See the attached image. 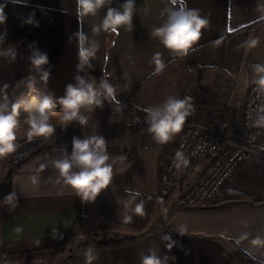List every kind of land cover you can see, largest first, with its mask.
Here are the masks:
<instances>
[{"label":"crops","instance_id":"obj_1","mask_svg":"<svg viewBox=\"0 0 264 264\" xmlns=\"http://www.w3.org/2000/svg\"><path fill=\"white\" fill-rule=\"evenodd\" d=\"M127 2L108 0L80 24L76 0H0L6 14L0 23V111L10 114L27 94L25 101L30 95L50 96L63 108L59 100L66 86L78 87L83 47L97 82L114 90L115 100L108 96V101L129 102L133 122L129 128L114 125L110 111L90 119L97 125L90 136L104 139L106 165L112 169L110 184L94 199L78 194L55 166L72 160L73 145L47 141L14 151L7 162L0 157V184L4 177L7 183L0 192V254L57 245L72 235L86 242L122 229L136 238L90 250L75 264H143L153 255L160 264H244L235 261L231 243L264 264V203L257 202L264 200V160L244 159L220 195L201 207L182 208L176 191L159 193L161 166L181 132L159 143L145 111L163 112L186 91L196 100L202 122L214 125L226 111L227 133L238 134L242 98L249 83L264 75L257 71L264 68V0H132L131 21L118 26L119 35L106 31L102 22L108 9L123 14ZM185 5L208 21L187 54L166 49L156 32ZM79 30L86 37L82 45ZM216 40L220 43L193 53ZM156 53L163 63L159 72ZM38 55L47 57L39 68L32 63ZM234 75L238 79L232 86ZM16 119L14 145L28 139L26 118L18 114ZM49 123L55 130L64 125L59 117ZM79 171L73 164L70 174ZM141 203L144 216L135 211Z\"/></svg>","mask_w":264,"mask_h":264},{"label":"clouds","instance_id":"obj_2","mask_svg":"<svg viewBox=\"0 0 264 264\" xmlns=\"http://www.w3.org/2000/svg\"><path fill=\"white\" fill-rule=\"evenodd\" d=\"M19 2V0H13ZM108 0H76L77 19L82 24V18L89 14L95 15L97 9L101 8ZM175 2V0H173ZM124 13L120 14L115 9L109 8L107 14L102 22V27L111 33L119 35L118 26L127 24L131 21L133 2H128L123 6ZM6 14L4 6L0 5V23H4ZM208 21L201 19L198 15V9L186 10V5L181 6L178 10L172 11L169 15L167 24L157 29L156 32L162 37V43L166 49L173 52H181L187 54L188 50L196 44L201 38V30L207 26ZM97 32V28H93ZM79 37L81 45L86 39L82 30H79ZM80 56L87 59L90 53L81 47ZM160 53H156L155 63L157 71L163 68V63L158 57ZM107 59V58H106ZM32 63L39 68L41 65L47 63L46 56H36ZM257 71L264 72V68H258ZM48 73L43 74L42 79L47 80ZM260 86L264 88V78L258 81ZM5 89L8 85L5 84ZM102 87L106 90L108 96L115 100L114 90L107 83ZM97 93L93 91L91 85L87 88L73 87L71 84L66 86V95L60 98L59 103L63 106L62 112L54 111L56 105L50 96L30 95L28 100L23 104H15L12 106L10 114H4L0 111V157L13 153L15 151L14 141L16 135L14 129L17 128L18 121L16 119L21 107L27 113L26 123L28 125L27 136L29 141L34 136H49L55 131L54 127L49 123L50 118L59 117L64 124L78 118L79 109L82 106H90L94 103L98 104L96 99ZM151 114V126L149 131L154 133V138L161 144H166L174 134L181 132L185 123V117L188 115L186 111V101L170 100L163 112H151L150 109H145ZM82 124L86 120L80 117ZM73 157L72 160L64 159L56 162V168L59 169L60 174L65 177L67 184L82 194L84 199H94L101 191L105 189L111 182L112 169L106 165L108 156L105 152V141L102 137L84 140L73 141ZM179 155V153H177ZM73 164L81 168L78 173L70 174ZM43 169V165L41 166ZM35 182V178H33ZM11 199V197H9ZM137 215L144 216L143 203L135 209ZM131 222V218H127ZM259 241H253L258 243ZM171 248V245H168ZM92 257L89 256V260ZM143 264H160V260L154 255L143 258Z\"/></svg>","mask_w":264,"mask_h":264},{"label":"built area","instance_id":"obj_3","mask_svg":"<svg viewBox=\"0 0 264 264\" xmlns=\"http://www.w3.org/2000/svg\"><path fill=\"white\" fill-rule=\"evenodd\" d=\"M253 67L257 64L253 63ZM254 80L246 91L242 112L241 129L238 134L227 133V113L222 112L214 125L197 119V105L194 97L185 92L181 101H186L185 123L168 160L159 173V193L170 195L176 191V202L184 208L201 207L208 199L220 195L239 164L246 158L264 159V88ZM79 56L78 87L91 85L97 93L98 104L82 106L91 111H110L125 128L132 126L129 102H109L102 83ZM67 129L44 140L73 145V141L89 140L94 137L82 132L68 135ZM179 153V155L177 154ZM177 189V190H175Z\"/></svg>","mask_w":264,"mask_h":264},{"label":"rangeland","instance_id":"obj_4","mask_svg":"<svg viewBox=\"0 0 264 264\" xmlns=\"http://www.w3.org/2000/svg\"><path fill=\"white\" fill-rule=\"evenodd\" d=\"M237 75H234V77H232L231 79V85H235L237 78ZM255 80V78L249 83V85ZM248 85V87H249ZM247 87V89H248ZM246 89V91H247ZM30 92V91H29ZM186 92V91H185ZM184 92V93H185ZM183 93V94H184ZM32 94V93H31ZM24 95L19 101H17L18 104H23L26 97L28 96ZM183 96V95H182ZM246 96V93H245ZM245 96H243L242 98V110H241V121H242V112H243V108H244V100H245ZM182 100V99H181ZM196 102V100H195ZM10 103V102H8ZM56 107L53 109L54 111L57 112H62L63 108L59 107L57 104H55ZM9 106L6 107V109H8ZM98 112L95 111H91L89 109L86 108H80L79 109V113H78V117H82L86 120V123L82 124L80 122L79 118L73 119L69 122H67L66 124L63 125V127H60L59 129L55 130L53 132V134L51 135H55L58 134L59 132H62L63 130L67 129V134L68 135H74L76 133L82 132L87 136H90L91 133H93L97 128H96V123L92 122L90 119H93L95 116H99L100 114H97ZM19 116L26 118L27 113L23 111V108L21 107L20 111H19ZM106 118H108V114L105 115ZM54 117L50 118V120L52 121ZM110 120H115L113 122L114 125L118 124V126H122L120 120L115 119L112 116H109ZM132 121V119H131ZM52 123V122H51ZM56 124L54 123V126ZM133 125V122H132ZM56 127V126H55ZM132 127V126H131ZM56 129V128H54ZM43 137L45 136H34L31 141H29V139H26L24 141H19L16 145H15V151L19 152V148L27 146L26 149L28 147H34L35 144H40V143H45L47 142V140H44ZM51 142V141H50ZM54 142V141H52ZM25 149V150H26ZM25 150H21L25 151ZM14 153V152H13ZM13 153H10L8 155H6L5 157H3L2 159H4L5 162L9 161L10 156L13 155ZM6 177L3 178L2 182H1V188H0V192H2V194L6 191ZM181 207V206H180ZM184 208V207H182ZM188 208V207H187ZM134 238H136V234H131L128 232H123L122 229L121 230H114L109 232L108 234L104 235V236H100L98 238L95 237V239H91V240H87L86 242L85 239H81L79 237H74V235H72L70 238H68L67 240H65L57 250H55L54 252H49L47 254V256L42 257V258H38V259H31V260H26V256H20V257H15V256H10V257H5V255H2L4 257H0V264H75L76 261L85 253H83L80 257H77V255L79 254L82 246L86 245L89 247H93L91 250L93 249H98V248H102V247H109V246H116V245H120L124 242H129L132 241ZM99 243H103L102 245H98ZM97 246H101L98 248H94ZM90 251V250H89ZM14 254V253H11ZM7 255V254H6Z\"/></svg>","mask_w":264,"mask_h":264},{"label":"trees","instance_id":"obj_5","mask_svg":"<svg viewBox=\"0 0 264 264\" xmlns=\"http://www.w3.org/2000/svg\"><path fill=\"white\" fill-rule=\"evenodd\" d=\"M230 36V34H226L225 37L223 39H221L222 41H224L225 39H227L228 37ZM220 43L219 40H216V41H211L201 47H199L198 49H196L193 53H197V52H201L203 50H206V49H209L211 47H213L215 44H218ZM197 119L199 121L200 118L198 117L197 115ZM202 122V121H201ZM264 160V159H263ZM131 227H133L134 225H132V222L130 223ZM62 244V243H61ZM61 244H57V245H51V246H47V247H43V248H39V249H35V250H31V251H26V252H20V253H14V254H7L4 256L0 255V257H10V256H15V257H20V256H26V260H31V259H38V258H42V257H45L47 256V254L49 252H54L55 250H57L59 248V246ZM103 243H99L98 245H102ZM231 246H232V249L234 251L233 255H234V259L237 263H244V264H263L257 260H255L254 258L250 257L249 255H247L246 253H244L240 248H238L235 244H232L231 243ZM98 247H101V246H97V247H94V248H98ZM93 247H89V246H82L79 254L77 255V257H80L83 253L91 250Z\"/></svg>","mask_w":264,"mask_h":264},{"label":"water","instance_id":"obj_6","mask_svg":"<svg viewBox=\"0 0 264 264\" xmlns=\"http://www.w3.org/2000/svg\"><path fill=\"white\" fill-rule=\"evenodd\" d=\"M262 77H264V75H263ZM18 151H19V150H18ZM257 202H263V203H264V200H257Z\"/></svg>","mask_w":264,"mask_h":264},{"label":"bare ground","instance_id":"obj_7","mask_svg":"<svg viewBox=\"0 0 264 264\" xmlns=\"http://www.w3.org/2000/svg\"><path fill=\"white\" fill-rule=\"evenodd\" d=\"M28 100V99H27ZM24 150L23 147L19 148V151Z\"/></svg>","mask_w":264,"mask_h":264}]
</instances>
